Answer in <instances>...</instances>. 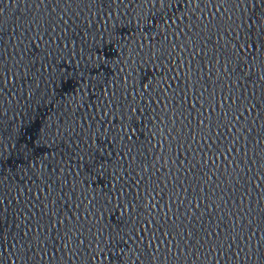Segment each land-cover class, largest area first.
Wrapping results in <instances>:
<instances>
[{"label": "water", "instance_id": "water-1", "mask_svg": "<svg viewBox=\"0 0 264 264\" xmlns=\"http://www.w3.org/2000/svg\"><path fill=\"white\" fill-rule=\"evenodd\" d=\"M250 23L231 0H0V264H264Z\"/></svg>", "mask_w": 264, "mask_h": 264}, {"label": "snow or ice", "instance_id": "snow-or-ice-1", "mask_svg": "<svg viewBox=\"0 0 264 264\" xmlns=\"http://www.w3.org/2000/svg\"><path fill=\"white\" fill-rule=\"evenodd\" d=\"M231 2L238 8L243 6L244 13L252 17L249 27L255 25L264 30V0H231ZM241 26L237 25L238 28Z\"/></svg>", "mask_w": 264, "mask_h": 264}]
</instances>
